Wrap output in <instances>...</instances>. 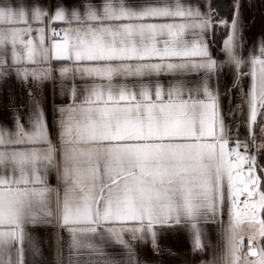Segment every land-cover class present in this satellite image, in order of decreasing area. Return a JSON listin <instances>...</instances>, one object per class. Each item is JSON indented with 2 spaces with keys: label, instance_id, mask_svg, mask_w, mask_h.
<instances>
[{
  "label": "snow or ice",
  "instance_id": "obj_1",
  "mask_svg": "<svg viewBox=\"0 0 264 264\" xmlns=\"http://www.w3.org/2000/svg\"><path fill=\"white\" fill-rule=\"evenodd\" d=\"M246 27L241 0H0V264H144L171 237L184 264H264Z\"/></svg>",
  "mask_w": 264,
  "mask_h": 264
},
{
  "label": "crops",
  "instance_id": "obj_2",
  "mask_svg": "<svg viewBox=\"0 0 264 264\" xmlns=\"http://www.w3.org/2000/svg\"><path fill=\"white\" fill-rule=\"evenodd\" d=\"M47 3V0H44ZM243 15L246 27V38L249 41L259 40L264 34V3L261 0H241ZM224 85V80H221V87ZM11 87V85H0V119L3 123H9L6 113V105L8 103V96L6 93V88ZM22 93L17 88L16 97L17 100L20 99ZM238 102V101H237ZM51 103L49 94V105ZM51 183L55 184V177L53 175ZM162 245H167V247L173 249L177 255L170 258H156L153 257L151 249L147 246L139 249V254L141 260L144 264H156L159 259H164L165 264H184V261L191 260V257L187 255L188 247L186 241L182 237H171L167 241H161Z\"/></svg>",
  "mask_w": 264,
  "mask_h": 264
},
{
  "label": "rangeland",
  "instance_id": "obj_3",
  "mask_svg": "<svg viewBox=\"0 0 264 264\" xmlns=\"http://www.w3.org/2000/svg\"><path fill=\"white\" fill-rule=\"evenodd\" d=\"M260 162H261V163H264V155H262V156L260 157Z\"/></svg>",
  "mask_w": 264,
  "mask_h": 264
},
{
  "label": "trees",
  "instance_id": "obj_4",
  "mask_svg": "<svg viewBox=\"0 0 264 264\" xmlns=\"http://www.w3.org/2000/svg\"><path fill=\"white\" fill-rule=\"evenodd\" d=\"M228 2L230 3L231 2V0H228ZM257 135L259 136V128H257Z\"/></svg>",
  "mask_w": 264,
  "mask_h": 264
}]
</instances>
